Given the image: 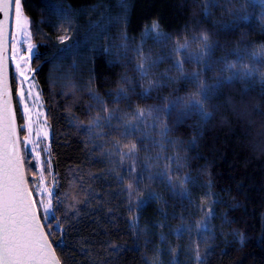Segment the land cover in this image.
Wrapping results in <instances>:
<instances>
[{
  "label": "trees",
  "instance_id": "16d2710c",
  "mask_svg": "<svg viewBox=\"0 0 264 264\" xmlns=\"http://www.w3.org/2000/svg\"><path fill=\"white\" fill-rule=\"evenodd\" d=\"M22 11L50 127L48 185L56 196L85 201L75 205L78 214L68 210L71 199L56 210L66 230L49 242L62 264H199L197 254L203 264H264V65L251 58L264 47L260 0H22ZM153 23L164 39L144 35ZM62 35L69 39L62 43ZM204 35V60L185 62L179 73L173 66L180 58L177 45L187 41L184 55L199 54ZM141 54L149 58L147 77L137 70ZM234 62L258 71L215 88L218 78L231 75L221 69ZM193 72H200L197 80L185 79ZM149 81L155 86L142 95ZM201 82L211 90L204 104L211 118L193 112L177 123L176 111L153 112L168 126L166 139L158 125L147 127L152 120L128 139L103 135L106 129L87 132L90 121L103 115L94 96L131 119L137 109L147 113L163 108L166 99L196 93ZM9 83L24 177L41 224H47L38 165L23 147L19 82L10 62ZM121 89L127 96L115 103ZM117 140L122 151L139 141L134 160L121 163L119 155L96 147L112 152ZM134 165L141 182L133 201L144 203L130 211V181L118 177Z\"/></svg>",
  "mask_w": 264,
  "mask_h": 264
},
{
  "label": "snow or ice",
  "instance_id": "6c2138e0",
  "mask_svg": "<svg viewBox=\"0 0 264 264\" xmlns=\"http://www.w3.org/2000/svg\"><path fill=\"white\" fill-rule=\"evenodd\" d=\"M260 2L261 6L264 7V0H260ZM10 5L11 0H0V13H3V19H0V47L8 43V15ZM14 7L17 27L21 29L22 33L30 35L28 29L29 21L25 18L22 11V0H14ZM205 11H207V7ZM61 12H63L62 9ZM238 19H247V16L238 17ZM151 32H156L158 41L165 38L159 32V25L157 23L146 27L144 35L147 36ZM67 39L69 37L66 35L60 37L62 43ZM124 39H127L126 35ZM188 47V42L185 41L183 44H178L175 49L177 56L180 58L175 61L173 66L181 74L184 72L183 64L185 62L191 61L199 65L204 60V56L207 54L206 50L209 49L207 35L202 37L199 54L184 55V50H187ZM28 52L29 56H34L36 54L35 46L29 43ZM251 58L254 63L264 65V59H262L264 58V47L260 51L253 53ZM148 63L149 58L141 54V63L137 70L141 73L142 77H147L148 75L146 68ZM205 67H207L206 63ZM221 71L230 72L231 75L218 78L215 88H219L222 83H232L235 80H244L252 77L258 69L254 66L249 67L247 64L238 66V62H234L226 63ZM199 75L200 72H193L189 76H185V79L195 81ZM6 79L7 58L5 54L0 53V264H62V260L57 256L52 243L49 242V237L54 232L66 230L63 225V220L56 216V210L58 205L64 204L66 200L71 199L72 203L68 204V210L74 214H78L79 209L75 205L84 203L85 201L78 199L76 196L70 197L68 194H65L61 198L56 196L53 191L45 188L43 191L47 192L48 201L46 204L41 203V207L45 213L44 219L48 223H40L37 212L33 210L35 202L29 200L31 192L24 177L21 156L22 145L16 135L14 115L10 111L11 97L6 91ZM261 80L264 81V73L261 74ZM154 86V83L149 81L148 87L142 95H147ZM210 91L201 82L198 85V91L196 93L186 97L177 96L174 99H166L163 108H155L147 111V113L144 109H137L132 114L131 119L128 118V114L121 115L119 109L109 108L107 105H104V102L99 96H94L93 98L97 104L101 105L100 112L103 115L98 114L90 121L87 132L92 135L97 134L94 132L95 129H106L103 135L118 134L120 138L128 139L141 131L139 124L145 123L146 120H152L153 123L148 124L147 127L155 128L158 125L160 128V137L166 139L169 131L168 126L160 120L158 115L154 116L153 112H163L166 115H171L173 111H176L177 123H181L183 117L193 112L199 114L204 121H207L211 118V113L204 110V104L208 99ZM126 96L127 93L121 89L117 92L114 102L119 103ZM20 97L21 99L25 98L23 91L20 92ZM114 120L117 122L115 125L112 123ZM143 135L147 136V133H143ZM37 143L29 139L23 147H26L27 144H33L35 146ZM138 143L139 141L132 143L128 151H122L119 140L113 145L112 152H106L103 144L97 145L96 147L102 154H107L110 157L112 155H119L120 161L123 163L126 160L135 159V154L139 150ZM124 147H127V145ZM165 159L168 158L165 157ZM41 165L46 171L47 169L43 161ZM126 172L128 174L127 176H119L118 179L121 182L124 179L130 181L126 191L129 198V210L131 211L134 205L139 207L144 203L142 200L133 201V196L138 191V185L141 182V174L137 171L136 165L127 168ZM187 180V176L182 178V182L186 183ZM54 200L55 203L53 202ZM63 216L67 218L68 211H65ZM53 220L56 222L55 225L51 223ZM198 227L203 231H208L206 223H200ZM45 228H47V231H45ZM196 259L199 264H203L202 257L199 254H197ZM105 264H107V261H105Z\"/></svg>",
  "mask_w": 264,
  "mask_h": 264
},
{
  "label": "rangeland",
  "instance_id": "374dc122",
  "mask_svg": "<svg viewBox=\"0 0 264 264\" xmlns=\"http://www.w3.org/2000/svg\"><path fill=\"white\" fill-rule=\"evenodd\" d=\"M11 18L12 22L7 54L11 71L15 74L19 82L17 97L24 115V125L26 128L23 144L29 139L38 142L35 146L33 144H27L25 148L31 152L36 159L39 169V177L37 180L39 200H41L40 203L46 204L48 201V194L43 190L45 188L50 190L47 179V172L50 173L51 170V163L48 155L51 135L50 127L45 118L44 103L40 90L33 77V70L30 66L31 56H29L28 52V45L29 43L32 44L30 35L22 33L21 29L17 27L14 0L12 2ZM25 77H27V79H25ZM21 91L25 94V98L23 99L20 97ZM42 161L44 162V166H46V171L41 165ZM42 192L43 194H41Z\"/></svg>",
  "mask_w": 264,
  "mask_h": 264
},
{
  "label": "water",
  "instance_id": "95a60500",
  "mask_svg": "<svg viewBox=\"0 0 264 264\" xmlns=\"http://www.w3.org/2000/svg\"><path fill=\"white\" fill-rule=\"evenodd\" d=\"M12 2H13V0H11V5H10V8H9V15H8V32H9L8 43L6 45H4L3 47H0V53L5 54L6 55V58H7L6 91H7L8 95H10V97H11V91H10V83H9V62H8V54L7 53H8L9 38H10ZM0 19H3V13H0ZM10 111L14 115V126L16 127V135L18 137V129H17V124H16V120H15V114H14V108H13V103H12V97H11V110ZM29 200L32 201L31 195L29 196ZM33 210L36 211L35 207H34ZM38 218H39V216H38ZM39 221H40V219H39ZM40 223H41V221H40Z\"/></svg>",
  "mask_w": 264,
  "mask_h": 264
}]
</instances>
